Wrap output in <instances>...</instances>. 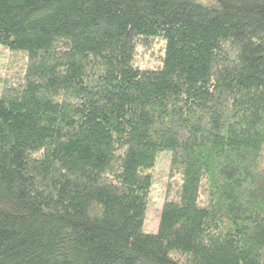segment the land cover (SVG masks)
<instances>
[{"label": "trees", "instance_id": "1", "mask_svg": "<svg viewBox=\"0 0 264 264\" xmlns=\"http://www.w3.org/2000/svg\"><path fill=\"white\" fill-rule=\"evenodd\" d=\"M0 47V264H264V0H0Z\"/></svg>", "mask_w": 264, "mask_h": 264}, {"label": "rangeland", "instance_id": "2", "mask_svg": "<svg viewBox=\"0 0 264 264\" xmlns=\"http://www.w3.org/2000/svg\"><path fill=\"white\" fill-rule=\"evenodd\" d=\"M208 3L209 0H201ZM6 55V51L0 47V61ZM165 56V46L162 41H158L152 50L140 51L135 65L143 69L157 68L162 65V58ZM1 95V93H0ZM169 158L166 154L160 157L155 169V182L153 184L150 207L147 210L144 231L146 233H156L159 227L160 213L165 200V186L168 175Z\"/></svg>", "mask_w": 264, "mask_h": 264}]
</instances>
